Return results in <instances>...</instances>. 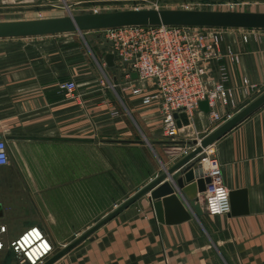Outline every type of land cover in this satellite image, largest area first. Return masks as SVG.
Here are the masks:
<instances>
[{
    "label": "crops",
    "instance_id": "0c3cea01",
    "mask_svg": "<svg viewBox=\"0 0 264 264\" xmlns=\"http://www.w3.org/2000/svg\"><path fill=\"white\" fill-rule=\"evenodd\" d=\"M140 4L0 0V15L41 11L47 17ZM243 33L227 29L223 40L239 57L225 60L236 112L264 92V32L250 31L248 41ZM105 44L96 30L0 37V137L9 153L0 166V222L8 226L7 239L39 225L58 250L182 158L176 144L186 131L212 125L200 110L178 139L167 137L160 107L122 89L125 77L107 63ZM67 80L77 83L76 95L60 87ZM214 146L224 182L235 192L234 212L210 214L203 191L197 193L201 213L162 222L146 194L52 264H264V104ZM13 262L11 250H0V264Z\"/></svg>",
    "mask_w": 264,
    "mask_h": 264
},
{
    "label": "built area",
    "instance_id": "2783aa9c",
    "mask_svg": "<svg viewBox=\"0 0 264 264\" xmlns=\"http://www.w3.org/2000/svg\"><path fill=\"white\" fill-rule=\"evenodd\" d=\"M153 3L157 6L156 2ZM235 4L229 3L231 7ZM230 28L244 31L242 38L245 41L249 39L247 30L264 29L186 24H128L101 29L106 32L103 36L105 48L114 54V62L125 77L122 89L141 95L144 104L160 107L167 137L178 139L184 128L194 122L197 112L202 110L200 101L208 100L210 110L207 113L212 125L202 130L186 131L178 139L176 147L183 156L196 149L207 134L236 113L234 107L237 101L228 83L225 60L234 62L239 57L231 44L223 48L224 34ZM213 61L218 62V77H214L212 72ZM134 72L136 77H133ZM248 84L258 90L262 88L258 83ZM110 85L117 84L110 82ZM60 87L69 96L76 95L77 83L74 80L61 82ZM219 106L226 110L221 112ZM175 112H185L189 123L179 125L181 118L176 117ZM114 113L118 111L114 110ZM214 143L204 146L197 153L195 168L203 176L210 177L205 189L206 210L210 214L229 213L232 207L230 189L224 182ZM0 161V166L9 161L4 137H0ZM210 208L217 211L213 212ZM7 230V224L0 222V250L12 251L13 264H43L57 251L39 225L28 226L10 239L5 236Z\"/></svg>",
    "mask_w": 264,
    "mask_h": 264
},
{
    "label": "water",
    "instance_id": "95a60500",
    "mask_svg": "<svg viewBox=\"0 0 264 264\" xmlns=\"http://www.w3.org/2000/svg\"><path fill=\"white\" fill-rule=\"evenodd\" d=\"M128 24H186L264 28V10L135 7L79 13L71 11L58 16L2 19L0 20V37L44 35L71 31L83 32ZM105 58L109 65L115 64L113 53H106ZM136 76L137 74L134 72L133 77ZM262 104H264V92L207 134L196 149L180 158L172 166L164 168L161 174H158L77 238L57 250L43 264L55 262L121 210L146 194H149L159 221L179 222L191 218L194 214L201 213L197 193L205 191L206 183L210 181V177L203 176L196 170L197 153L204 146L215 142ZM200 108L206 112L210 110L207 99L200 101ZM174 115L180 116L179 125L189 123L188 115L185 112L180 114L175 112ZM166 179H170V182ZM234 194L235 192H230L232 212L235 211ZM2 212L3 205L0 202V216L3 214Z\"/></svg>",
    "mask_w": 264,
    "mask_h": 264
},
{
    "label": "rangeland",
    "instance_id": "374dc122",
    "mask_svg": "<svg viewBox=\"0 0 264 264\" xmlns=\"http://www.w3.org/2000/svg\"><path fill=\"white\" fill-rule=\"evenodd\" d=\"M141 4L139 7H153V8H201V9H235V10H264V0H140ZM156 2V5L153 3ZM230 2H235L234 7L229 5ZM132 8H135L131 5ZM71 12L70 10L67 12ZM65 13V12H64ZM66 13V14H67ZM47 12H13V13H4L0 15V18L8 19V18H20V17H42L46 15ZM234 29V28H233ZM264 32V29H249L250 31ZM96 32H100L102 36L105 35V31L101 29H96ZM254 89L256 87H253ZM63 246L59 247L61 249Z\"/></svg>",
    "mask_w": 264,
    "mask_h": 264
},
{
    "label": "clouds",
    "instance_id": "9594fccd",
    "mask_svg": "<svg viewBox=\"0 0 264 264\" xmlns=\"http://www.w3.org/2000/svg\"><path fill=\"white\" fill-rule=\"evenodd\" d=\"M0 162H2V161H0ZM224 194H225V196H226V191H225ZM210 210L213 211V212L217 211V209H215V208H210Z\"/></svg>",
    "mask_w": 264,
    "mask_h": 264
}]
</instances>
